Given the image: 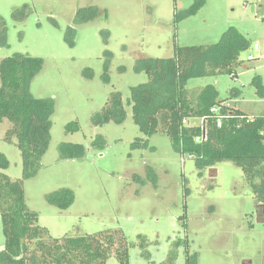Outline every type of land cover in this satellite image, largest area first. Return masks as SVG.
<instances>
[{
    "label": "rangeland",
    "instance_id": "1",
    "mask_svg": "<svg viewBox=\"0 0 264 264\" xmlns=\"http://www.w3.org/2000/svg\"><path fill=\"white\" fill-rule=\"evenodd\" d=\"M197 1L0 0V15L8 26L0 62L15 54L42 58L43 68L30 91L37 98L55 100L49 148L38 173L24 182L26 202L51 236L121 229L133 244L129 264H162L173 247L175 264H187V249L197 254L198 264H264V222H258V212L264 214L242 169L222 161L200 173L196 159L177 152L167 133L147 137L127 104L131 87L148 81L141 70L143 59L171 57L175 44L217 43L235 26L251 47L241 53L233 73L193 77L187 89L213 85L229 110L264 112V95L255 84L260 78L264 86V0H203L191 13ZM91 6L98 8L97 17L77 21L78 11ZM17 9L22 19L14 17ZM249 54L255 59L249 61ZM114 92L122 95L126 119L95 125L94 116ZM73 121L80 130L67 132ZM10 127L8 120L0 122V153L10 161L0 171L19 179L22 153L16 137L12 142L5 139ZM137 138L148 139V145L136 148ZM63 142L83 144L86 155L62 158ZM148 167L155 169L157 184L148 180L143 185L135 179V174L147 178ZM61 188L74 192L67 209L46 198ZM4 244L0 217V250ZM145 245L149 256L142 254ZM107 264L123 263L113 253Z\"/></svg>",
    "mask_w": 264,
    "mask_h": 264
},
{
    "label": "trees",
    "instance_id": "2",
    "mask_svg": "<svg viewBox=\"0 0 264 264\" xmlns=\"http://www.w3.org/2000/svg\"><path fill=\"white\" fill-rule=\"evenodd\" d=\"M202 3L203 0H198L191 13H196ZM90 9L91 14L84 17L83 13ZM98 11L95 6L81 8L76 20L91 21ZM21 12L17 9L14 17L22 19ZM7 30V21L0 15V46L7 43ZM250 47L251 41L235 26H230L220 40L211 45L175 44L171 57L142 60L141 70L147 74L148 81L131 87L127 104L131 106L135 123L147 137L157 132L167 133L177 152L196 159L200 173L222 161L238 165L260 208L264 204V112L248 115L240 109L229 110L218 99L213 85L187 89L193 77L232 74L241 53ZM43 65L42 58L25 54H15L0 62V122L11 123L5 139L12 142L17 138L16 145L23 159L22 178L13 179L0 171V217L5 236L0 264H107L113 253L121 263L129 264V249L133 244L121 229L53 237L40 225L39 213L31 210L26 202L24 182L41 168L50 144L55 111L53 98H37L30 91L31 82ZM89 72L92 77V70ZM105 75L108 76V67ZM255 84L264 95L260 78ZM213 108L217 111L212 112ZM127 115L121 93L114 92L93 120L97 126L111 121L122 123ZM193 118L204 119V122L191 124ZM202 126L206 127L207 136L197 141ZM79 130L77 121L67 124V132ZM147 145L148 139L137 138L134 142L136 148ZM60 155L64 159L83 158L86 150L83 144L63 142ZM9 165L6 155L0 153V169H7ZM212 173L214 175L216 169ZM146 176L135 174V179L143 185L148 180L157 184L154 168L148 167ZM46 198L59 209H67L75 196L70 188H61L48 193ZM182 219H186V214ZM186 244L189 246L187 239ZM145 251L146 245L142 254L149 256ZM186 253L187 264H198L197 254H191L188 249ZM176 259L177 249L173 247L162 264H175Z\"/></svg>",
    "mask_w": 264,
    "mask_h": 264
},
{
    "label": "built area",
    "instance_id": "3",
    "mask_svg": "<svg viewBox=\"0 0 264 264\" xmlns=\"http://www.w3.org/2000/svg\"><path fill=\"white\" fill-rule=\"evenodd\" d=\"M254 48H255L256 50H258V49H260V46H259L258 44H255V45H254ZM254 59H255V57H254L252 54H249V55H248V60H249V61L254 60ZM211 111H212V112H215V111H217V110H216L215 108H213ZM203 122H204V119H202V123H203ZM219 125H221V122H220V121H219ZM206 136H207V129H206L205 126H202V134H201L199 137H196V140H197V141H201V140L205 139Z\"/></svg>",
    "mask_w": 264,
    "mask_h": 264
},
{
    "label": "water",
    "instance_id": "4",
    "mask_svg": "<svg viewBox=\"0 0 264 264\" xmlns=\"http://www.w3.org/2000/svg\"><path fill=\"white\" fill-rule=\"evenodd\" d=\"M261 207L263 208V214H264V204H262ZM258 222H264V216L262 217L259 212H258Z\"/></svg>",
    "mask_w": 264,
    "mask_h": 264
},
{
    "label": "flooded vegetation",
    "instance_id": "5",
    "mask_svg": "<svg viewBox=\"0 0 264 264\" xmlns=\"http://www.w3.org/2000/svg\"><path fill=\"white\" fill-rule=\"evenodd\" d=\"M262 207H260V209H261ZM260 211V210H259ZM261 213H263V208H262V211H260Z\"/></svg>",
    "mask_w": 264,
    "mask_h": 264
},
{
    "label": "crops",
    "instance_id": "6",
    "mask_svg": "<svg viewBox=\"0 0 264 264\" xmlns=\"http://www.w3.org/2000/svg\"><path fill=\"white\" fill-rule=\"evenodd\" d=\"M237 109V108H236ZM241 110V109H240ZM242 111V110H241ZM243 112H245V111H243ZM245 113H247V112H245ZM248 114V113H247ZM249 115V114H248Z\"/></svg>",
    "mask_w": 264,
    "mask_h": 264
}]
</instances>
